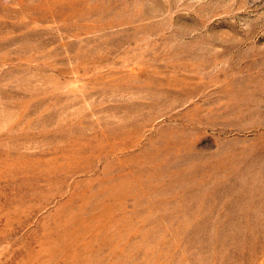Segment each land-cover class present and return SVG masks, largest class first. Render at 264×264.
I'll use <instances>...</instances> for the list:
<instances>
[{"label":"rangeland","instance_id":"1","mask_svg":"<svg viewBox=\"0 0 264 264\" xmlns=\"http://www.w3.org/2000/svg\"><path fill=\"white\" fill-rule=\"evenodd\" d=\"M0 264H264V0H0Z\"/></svg>","mask_w":264,"mask_h":264}]
</instances>
